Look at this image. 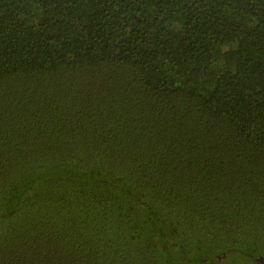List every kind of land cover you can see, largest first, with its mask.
I'll return each mask as SVG.
<instances>
[{"label":"trees","instance_id":"trees-1","mask_svg":"<svg viewBox=\"0 0 264 264\" xmlns=\"http://www.w3.org/2000/svg\"><path fill=\"white\" fill-rule=\"evenodd\" d=\"M0 264H264V0H0Z\"/></svg>","mask_w":264,"mask_h":264}]
</instances>
